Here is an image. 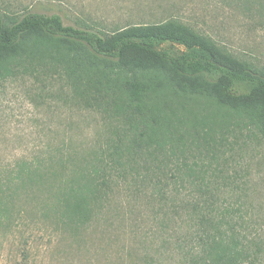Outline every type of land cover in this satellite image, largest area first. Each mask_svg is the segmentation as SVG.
I'll list each match as a JSON object with an SVG mask.
<instances>
[{"label": "trees", "instance_id": "obj_1", "mask_svg": "<svg viewBox=\"0 0 264 264\" xmlns=\"http://www.w3.org/2000/svg\"><path fill=\"white\" fill-rule=\"evenodd\" d=\"M235 3L264 13V0ZM37 71L63 79L74 106L108 121L106 135L86 157L21 162L6 171L1 235L28 219L78 238L102 213L124 167L137 165L166 183L173 166L174 184L191 189L176 206L191 226L186 264H244L246 245L218 212L215 192L199 172L179 166L200 143L210 146L229 132L232 117L264 136L263 69L177 21L108 34L64 26L57 15L0 13V81ZM143 262L154 264L148 256Z\"/></svg>", "mask_w": 264, "mask_h": 264}, {"label": "rangeland", "instance_id": "obj_2", "mask_svg": "<svg viewBox=\"0 0 264 264\" xmlns=\"http://www.w3.org/2000/svg\"><path fill=\"white\" fill-rule=\"evenodd\" d=\"M0 13L57 15L64 26L108 34L177 21L264 70V13L235 0H0ZM67 96L65 82L53 73L0 81V179L17 163L82 158L103 146L108 121ZM229 120V132L210 146L200 143L179 167L199 172L215 192L218 212L246 245L244 264H264V136ZM175 173L169 167L165 183L137 165L124 167L102 213L78 238L20 220L17 229L0 234V264H144V256L154 264H186L183 242L191 226L176 206L191 189L178 188Z\"/></svg>", "mask_w": 264, "mask_h": 264}]
</instances>
